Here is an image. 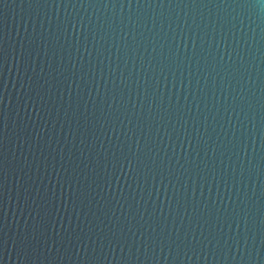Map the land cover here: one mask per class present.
<instances>
[{
    "label": "water",
    "instance_id": "obj_1",
    "mask_svg": "<svg viewBox=\"0 0 264 264\" xmlns=\"http://www.w3.org/2000/svg\"><path fill=\"white\" fill-rule=\"evenodd\" d=\"M0 264H264V0H0Z\"/></svg>",
    "mask_w": 264,
    "mask_h": 264
}]
</instances>
